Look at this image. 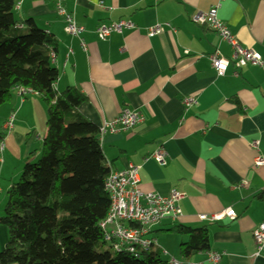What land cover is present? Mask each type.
<instances>
[{"label":"crops","instance_id":"0c3cea01","mask_svg":"<svg viewBox=\"0 0 264 264\" xmlns=\"http://www.w3.org/2000/svg\"><path fill=\"white\" fill-rule=\"evenodd\" d=\"M218 1L67 0L66 9L85 29V50L79 38L65 32L54 0H16L15 13L22 21L32 19L55 40L56 89L75 87L85 96L78 109L83 117L100 128L124 108L141 114L134 128L101 136V146L111 170L140 167L144 193L185 195L178 221L164 220L152 227L150 236L163 247L159 248L168 257L171 251L180 254L188 237L171 229L206 227L210 250L178 261L209 264L207 253L212 252L222 255L219 264H264V255L254 256L253 238L264 222V167L255 165L264 157V65L236 72L230 64L226 76H217L209 56L218 52L230 60L232 48L194 17ZM218 18L242 47L264 58V0H224ZM122 19L132 20L136 29L105 41L98 38L101 24ZM157 24H170L175 30L166 28L148 37V29ZM190 96L197 102L185 107L183 101ZM14 112V127L0 153L1 203L23 165L39 156L47 128L40 127L47 111L38 94L22 99L14 90L8 105L0 108V129ZM254 141H260L258 149L252 147ZM160 150L165 152L164 165L153 158ZM229 208L237 219H200ZM7 241L8 231L0 225V253Z\"/></svg>","mask_w":264,"mask_h":264},{"label":"trees","instance_id":"16d2710c","mask_svg":"<svg viewBox=\"0 0 264 264\" xmlns=\"http://www.w3.org/2000/svg\"><path fill=\"white\" fill-rule=\"evenodd\" d=\"M16 5L0 0V108L16 87L30 88L46 106L47 128L39 156L29 158L7 192L0 225L9 238L0 264H169L160 249L136 258L103 248L100 223L111 205L105 189L111 168L99 127L78 112L86 98L77 88L57 91V44L32 19L17 18ZM6 135L0 129V143ZM171 231L188 237L180 245L183 260L210 250L206 227Z\"/></svg>","mask_w":264,"mask_h":264},{"label":"built area","instance_id":"2783aa9c","mask_svg":"<svg viewBox=\"0 0 264 264\" xmlns=\"http://www.w3.org/2000/svg\"><path fill=\"white\" fill-rule=\"evenodd\" d=\"M66 1L54 0L56 12L65 23V32L68 35L79 38L81 47L85 50L86 44L82 38L85 29L77 23L75 13L66 9ZM223 1L219 0L206 13L198 14L194 17L196 23L209 27L232 48L230 60L222 58L218 52L209 56L217 76H226L230 64L234 66L236 72L248 65L263 66L264 58L258 52L242 47L229 28L219 21L218 12ZM166 28L175 30L173 25L157 24L148 29L147 35L148 37L160 35ZM134 29H136V25L132 20L122 19L115 23L101 24L97 28L96 33L100 40L105 41L112 34H123L125 31ZM53 56L55 58L54 54ZM236 72H234V76H236ZM15 90L22 99L27 96L37 95L32 89L26 87H16ZM196 102V96L187 97L183 101L185 107H190ZM15 120L16 113L14 112L5 123L4 129L6 132L13 129ZM141 121L142 116L140 113L124 108L113 121H108L101 125L99 128L100 136L132 129ZM259 146L260 141L252 143V147L256 149ZM3 150L4 144L2 142L0 143V153ZM153 158L161 165H164V150L156 152ZM255 165L264 167V157H258ZM140 182V167L138 166L130 165L124 170H111L105 181V189L110 195L111 205L106 218L100 223L103 240L110 245L114 252L123 251L136 258L140 257L141 251L160 249L157 240L150 236L152 227L164 220L178 221L183 216L181 202L185 198V195L178 191H173L167 197L156 193H144L140 189ZM225 217L235 220L237 219V214L234 209L229 208L221 215H201L200 219L215 222ZM253 238L255 243L254 256L261 257L264 255V222L255 229ZM162 253L167 256L166 252L162 251ZM221 259L222 255L219 253H207L209 264H219ZM168 261L169 264H190L178 261L175 258H168Z\"/></svg>","mask_w":264,"mask_h":264},{"label":"rangeland","instance_id":"374dc122","mask_svg":"<svg viewBox=\"0 0 264 264\" xmlns=\"http://www.w3.org/2000/svg\"><path fill=\"white\" fill-rule=\"evenodd\" d=\"M8 103L9 102H7L6 104H4V105H8ZM46 125V121L43 123L42 121H40V127L42 126H45ZM36 137V136H35ZM41 148V147H40ZM24 166L25 165H23V167H22V172H23V168H24ZM22 172H21V174H22ZM20 174V175H21ZM19 178H20V176H19ZM19 178L17 179V181L19 180ZM16 181V182H17ZM7 200H8V197L7 198H5L3 201H2V203L0 202V213H2L3 212V210H4V208H5V205H6V202H7ZM3 227H5V226H3ZM6 228V227H5ZM7 229V228H6ZM8 231V230H7ZM8 238H9V236H8ZM161 248H163L162 246H161V244L159 245ZM103 248L105 249V250H110L111 249V247H110V245L109 244H104L103 245ZM162 251H163V249H162ZM170 253V257H168V256H163L164 258H166V257H168V258H175V259H178V258H180L181 257V255L180 254H178V253H174V252H169Z\"/></svg>","mask_w":264,"mask_h":264}]
</instances>
